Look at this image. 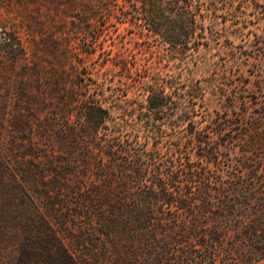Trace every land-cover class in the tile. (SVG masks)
Here are the masks:
<instances>
[{
  "label": "trees",
  "instance_id": "16d2710c",
  "mask_svg": "<svg viewBox=\"0 0 264 264\" xmlns=\"http://www.w3.org/2000/svg\"><path fill=\"white\" fill-rule=\"evenodd\" d=\"M202 5L90 0L88 53L105 51L113 19L143 20L155 40L195 50ZM244 5L264 20V0ZM255 35L246 55L257 81L239 75L213 116L172 78L146 83L138 112L115 116L70 45L47 74L4 32L0 59L20 71L0 111V264H264V32Z\"/></svg>",
  "mask_w": 264,
  "mask_h": 264
},
{
  "label": "rangeland",
  "instance_id": "374dc122",
  "mask_svg": "<svg viewBox=\"0 0 264 264\" xmlns=\"http://www.w3.org/2000/svg\"><path fill=\"white\" fill-rule=\"evenodd\" d=\"M89 2L0 0V50L4 32H14L29 63L35 62L48 74L60 64L61 48L70 45L72 64L96 81L104 105L115 116L138 112L146 102V83L167 86L165 80L176 79L177 84H184L183 92L195 96L198 112L206 109L213 116L224 100L223 92L232 82L239 83V75L248 77L249 85L257 81L256 60L246 54H251L255 34L264 32V20L254 7L244 8L250 0H202L207 28L204 44L195 50L173 49L155 40L147 34L143 20L120 23L113 19L99 41L105 51L99 48L90 55ZM116 8L119 11L121 7ZM136 10L146 9L141 4L128 11ZM19 68L11 59H0V111L14 91L11 84ZM249 96L252 101L260 99L252 92Z\"/></svg>",
  "mask_w": 264,
  "mask_h": 264
}]
</instances>
